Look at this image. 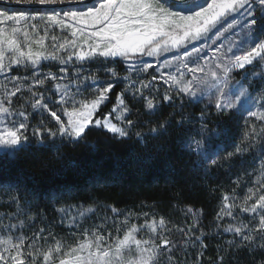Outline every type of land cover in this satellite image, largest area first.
I'll use <instances>...</instances> for the list:
<instances>
[{"label":"snow or ice","instance_id":"1","mask_svg":"<svg viewBox=\"0 0 264 264\" xmlns=\"http://www.w3.org/2000/svg\"><path fill=\"white\" fill-rule=\"evenodd\" d=\"M12 3L39 7L0 9V149L12 157L51 150L63 159L62 149L93 134L158 151L175 145L193 174H223L234 185L217 186L214 234L230 239L217 246L213 264H242L241 254L243 264H264V0H0ZM48 60L58 61V72L40 71ZM94 61L122 64L124 74L85 67ZM20 67L30 75H12ZM240 121L237 140L227 126ZM0 189V264H187L189 246L199 264L209 247L202 209L185 206L191 223L169 228L163 216L103 205L111 216L86 225L100 202L61 204L67 187L44 194ZM41 195L61 206L46 227L29 232L46 212Z\"/></svg>","mask_w":264,"mask_h":264},{"label":"trees","instance_id":"2","mask_svg":"<svg viewBox=\"0 0 264 264\" xmlns=\"http://www.w3.org/2000/svg\"><path fill=\"white\" fill-rule=\"evenodd\" d=\"M98 66L116 67L121 75L125 71L123 65L119 63L102 65L99 61H94L85 65L93 70ZM41 67L58 69V65L54 63H43ZM13 71L20 73L22 70L16 68ZM151 73L150 70L140 79L149 78ZM132 78L136 79L135 76ZM119 91L120 88H117L116 92ZM113 103L114 95L105 111L110 109ZM194 111L199 112V108ZM227 127L230 137L238 140L243 131V121L229 123ZM62 151L65 153L63 159H56L51 150L38 151L32 148L19 152L14 157L8 155L6 150H0V185H18L28 192L35 191L41 194L67 187L70 191L61 201V204L67 205L80 204L87 207L97 200L101 206L95 209V215L89 214L92 219L84 221L86 225L99 224L101 220L97 217L111 216L110 210L105 209L103 205H111L125 214L131 211L146 212L150 217L155 215L157 219L163 216L168 220L169 228L173 225L178 228L191 223L192 217L185 218L181 211L185 206L202 209L201 226L212 234L205 240L209 247L200 258L199 264H213L217 246L230 239L229 235L217 237L212 221L219 211V197L222 194L217 186L224 185V190L230 191L234 185L223 174L207 180L193 174L186 164V158L181 156L175 145L158 151L153 148L152 143L145 149L132 141L121 144L114 140L100 139L93 134L88 136L87 143L75 147L68 145ZM147 154H151L152 159L145 161L144 157ZM237 192L243 196L242 190L238 189ZM3 200H6V197L0 198V202ZM37 202L41 209L46 208V212L32 224L29 232L46 227V222L54 218V208L61 206L60 204L53 206L50 198L46 204L43 195ZM111 222L109 220V224ZM132 222L143 223V219L139 221L133 219ZM53 231L59 236H64L67 230L56 227ZM113 235L116 233L113 232ZM172 238L182 239L179 233H175ZM177 255L180 261L185 260L183 251ZM196 257L197 251L189 246L187 264H197ZM245 259L244 254H241L242 264Z\"/></svg>","mask_w":264,"mask_h":264},{"label":"rangeland","instance_id":"3","mask_svg":"<svg viewBox=\"0 0 264 264\" xmlns=\"http://www.w3.org/2000/svg\"><path fill=\"white\" fill-rule=\"evenodd\" d=\"M91 5H92V4H91ZM91 5H89V6H91ZM79 7H81V6L72 7V8H79ZM57 10H59V9H57ZM56 32L59 33L60 30L57 29ZM43 34H44L43 31H41L40 35H43ZM52 34H56V33H52ZM63 35H64V34H61V39L63 38ZM51 44H52V41H51L50 39L46 38V39H45V45L48 47L49 50H51ZM34 47H35V46H34ZM151 59H152V58H147V57H145V60H149V61H150ZM43 63H45V64H48V63H54L55 65H58V69H59V67H60L58 61H52V60L42 61L41 65H42ZM49 67H50V66H49ZM19 69L22 70L20 73L15 72V71H12V75H26V74H27V75H30V72H31L30 67H29L28 69H25L24 67H20ZM58 69H57V70H55V69H54V70H51V68H50V69H47V68H42V67H40V71H42V72H47V71H49V70H51V71H53V72H58ZM149 71H150V70H149ZM69 72H71V67H69ZM151 72H152V70H151ZM142 76H144V75H142ZM0 82H2V78H0ZM48 87H51V84H49ZM37 118H40V117H39V116H36L35 119H33L32 123H35L36 120H37ZM0 150H4V149H0ZM145 238H147V237L145 236Z\"/></svg>","mask_w":264,"mask_h":264},{"label":"water","instance_id":"4","mask_svg":"<svg viewBox=\"0 0 264 264\" xmlns=\"http://www.w3.org/2000/svg\"><path fill=\"white\" fill-rule=\"evenodd\" d=\"M95 2V0H88V4L91 5ZM80 5H69V6H65V5H51L48 7H53L56 9H60V8H65V7H77ZM34 7H39V6H35V5H24V4H0V8H7V9H12V10H29L30 8H34Z\"/></svg>","mask_w":264,"mask_h":264}]
</instances>
